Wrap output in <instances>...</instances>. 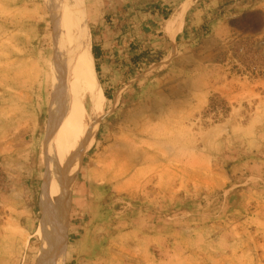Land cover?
<instances>
[{"label": "rangeland", "instance_id": "1", "mask_svg": "<svg viewBox=\"0 0 264 264\" xmlns=\"http://www.w3.org/2000/svg\"><path fill=\"white\" fill-rule=\"evenodd\" d=\"M183 1L83 0L112 100L97 116L86 98L65 264H264V0H198L170 37ZM54 9L0 0V264L41 247Z\"/></svg>", "mask_w": 264, "mask_h": 264}, {"label": "bare ground", "instance_id": "2", "mask_svg": "<svg viewBox=\"0 0 264 264\" xmlns=\"http://www.w3.org/2000/svg\"><path fill=\"white\" fill-rule=\"evenodd\" d=\"M197 1L184 0L172 13L166 25L170 37L182 29L187 12ZM46 2L55 8L53 15L58 57L53 64V73L57 84L46 135L47 168L40 200L42 219L36 233L41 247L36 264H65L66 168L71 171L77 166L80 151L88 150L93 143L97 123L89 113L86 98L91 100L99 116L104 110L106 97L95 69L91 32L85 25L83 0ZM55 196L59 197L58 201L54 199Z\"/></svg>", "mask_w": 264, "mask_h": 264}, {"label": "trees", "instance_id": "3", "mask_svg": "<svg viewBox=\"0 0 264 264\" xmlns=\"http://www.w3.org/2000/svg\"><path fill=\"white\" fill-rule=\"evenodd\" d=\"M170 14H172V10L171 9L165 13V18H164L165 21H167L169 19V15ZM92 53H93V56H94V59H95V63H96V71H97L98 74H100L99 62L103 58L102 47L99 44H97V43H93V45H92ZM141 57H142L141 53L138 54V55H133L131 57V60H132V62L135 65H138ZM104 93H105V96L107 97V100L111 101L112 100L111 95L106 90H105Z\"/></svg>", "mask_w": 264, "mask_h": 264}]
</instances>
